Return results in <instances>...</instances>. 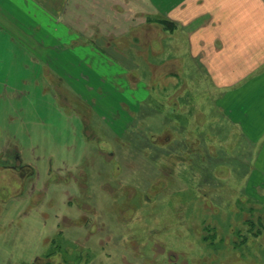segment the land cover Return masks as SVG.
Instances as JSON below:
<instances>
[{
  "label": "rangeland",
  "instance_id": "374dc122",
  "mask_svg": "<svg viewBox=\"0 0 264 264\" xmlns=\"http://www.w3.org/2000/svg\"><path fill=\"white\" fill-rule=\"evenodd\" d=\"M90 1L112 22L115 5L137 3L164 40L156 54V30L142 43L111 30L91 43L92 60L82 50L0 63V147L35 169L0 168V264H264V207L247 190L253 151L206 93L188 45L199 22L182 29L150 0ZM137 76L152 93L141 110L134 88L123 91Z\"/></svg>",
  "mask_w": 264,
  "mask_h": 264
},
{
  "label": "crops",
  "instance_id": "0c3cea01",
  "mask_svg": "<svg viewBox=\"0 0 264 264\" xmlns=\"http://www.w3.org/2000/svg\"><path fill=\"white\" fill-rule=\"evenodd\" d=\"M150 2L158 17L171 23L183 22L182 29H191L192 25H196V19L199 22L197 32L188 37V45L195 46L193 53L190 48L192 58L198 57L204 79L211 83L210 91L205 92H210L225 122L233 126L241 140L253 151L248 156L252 169L248 172L247 190L254 193L252 197L261 200L264 207V0ZM91 3L90 0H0V63H14V53L25 52L27 58L32 56L35 62L37 59L39 63L46 61L47 57L50 63H57L63 54L72 55L82 50L92 60L99 57L97 53L101 54L92 46L93 40L104 39L98 33L107 36L106 32L111 30L113 37L120 40L127 38V33L132 30L135 42L141 43L146 40L141 37L147 36L148 28L156 30V37L151 34L150 45L152 52L158 53L164 40L160 39L158 18L152 19L149 12H146V17L142 7L132 3L130 13L124 7L115 5L122 15L112 22L103 9L106 5L102 7L100 2L99 5L96 2L91 6ZM111 8L108 9L111 11ZM81 13L87 14L88 18H81ZM142 82L138 77L133 84L128 81V85L123 86V91L128 93L134 88V97L130 96L128 100L136 110L143 109L146 102L144 94L151 93L148 87H140ZM99 91L96 94L104 93ZM98 105L105 108L104 103ZM9 141L14 142L7 137L5 144ZM3 152L5 150L1 146L0 168L5 169L4 172L19 173L27 168L35 170L31 164L24 162L20 149L19 153H15L13 165L5 161L6 153Z\"/></svg>",
  "mask_w": 264,
  "mask_h": 264
},
{
  "label": "trees",
  "instance_id": "16d2710c",
  "mask_svg": "<svg viewBox=\"0 0 264 264\" xmlns=\"http://www.w3.org/2000/svg\"><path fill=\"white\" fill-rule=\"evenodd\" d=\"M22 172V171H21Z\"/></svg>",
  "mask_w": 264,
  "mask_h": 264
}]
</instances>
